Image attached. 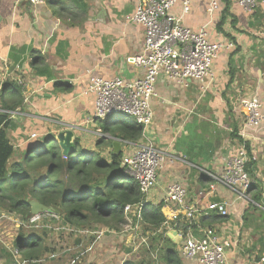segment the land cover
<instances>
[{"label": "crops", "instance_id": "obj_1", "mask_svg": "<svg viewBox=\"0 0 264 264\" xmlns=\"http://www.w3.org/2000/svg\"><path fill=\"white\" fill-rule=\"evenodd\" d=\"M210 1L192 0L189 12L183 14L184 23L195 30L206 27L212 41H234L235 47L219 53L213 63L214 79L205 84L192 80L189 86L180 87L164 76L159 78L152 102L154 121L139 141L152 140L162 149L186 156L190 164L168 162L148 201L160 203L175 180L184 182L190 199L198 200L203 210L210 202L228 201V216L210 213L201 217L204 226L217 228L236 243L227 251L224 264H264V211L246 204L222 185H216L211 192L212 180L198 169L221 173L246 130L249 148L258 157L250 163L254 180L251 193L254 196L260 192L264 200V125L245 127L240 108L241 100L254 94L264 104V0L252 11L231 0L227 12L224 0H219V9L209 12ZM137 3L138 0H47L33 6L28 0H0V108H5V101L14 108L9 110L12 113L8 128L15 149L12 162L24 160L35 140L30 138L34 132L39 134V141L72 129L82 148L102 150L97 144L102 138V124L90 121L95 96L84 93L89 81L87 72L92 70L106 78L119 75L127 80L142 74L140 68L126 62L127 56L141 51L144 42L143 28L130 21ZM172 12L183 13L182 0ZM37 56L40 57L36 59ZM1 58L12 66H22L25 83L18 84L20 92L4 88L7 82L14 81L2 80ZM19 96L22 103L14 104ZM126 149L122 145L121 150ZM110 151L108 147L103 150L107 158ZM162 229L141 237L146 243L144 254L127 255L141 264H169L165 253L170 250L177 251L180 257L177 234ZM90 235L95 236L92 242L88 240ZM81 237L80 248H85L88 241L92 254L97 249L101 252L102 248H111L117 238L97 231ZM135 238L131 235L126 241L135 242ZM110 248L108 255H101L103 262L97 263L105 264L116 257L115 245Z\"/></svg>", "mask_w": 264, "mask_h": 264}, {"label": "built area", "instance_id": "obj_2", "mask_svg": "<svg viewBox=\"0 0 264 264\" xmlns=\"http://www.w3.org/2000/svg\"><path fill=\"white\" fill-rule=\"evenodd\" d=\"M33 6L45 4L47 0H28ZM180 0H138L130 21L139 24L144 30V42L140 52L127 56L126 62L140 68L142 74L127 80L122 76L106 78L92 70L86 95L93 94L94 112L91 120L110 122L118 120V116L131 117L143 126V136L154 121L153 99L159 78L164 76L168 81L180 87H187L192 80L205 84L214 79L213 63L222 50L235 47L234 41H212L206 27L195 30L183 21V14L189 12L192 0H182L183 13L177 15L172 8ZM261 0H237L247 11L256 9ZM219 0H211L209 12L219 9ZM43 53V51H42ZM2 80L24 84L22 66H12L8 60L1 58ZM240 108L245 127L257 128L264 125V104L258 94L243 98ZM0 113H9L0 108ZM39 134L31 133L36 139ZM102 137L111 138L110 133H102ZM242 142L229 156L221 173L208 168L199 167L200 173L212 180L211 192L216 185L229 189L236 197L248 205L264 210V200L256 201L251 193L254 184L248 166L258 157L251 148L250 135L246 130L241 133ZM121 145L127 146L123 154L122 164L125 172L138 182L144 195L143 201L128 204L124 208L126 228L134 231L143 223L145 203L159 180V173L166 164L181 162L190 164L186 156L158 147L152 140L127 141L117 139ZM264 198V189H263ZM162 211L165 217L162 227L169 231L176 230L180 238V256L183 264H224L227 251L236 243L226 239L217 228L204 226L201 222L203 214L215 213L220 216L229 215L228 201L210 202L203 210L196 199H190L187 186L182 180L171 182L162 197ZM38 217L33 218L36 221ZM120 236V235H119Z\"/></svg>", "mask_w": 264, "mask_h": 264}, {"label": "trees", "instance_id": "obj_3", "mask_svg": "<svg viewBox=\"0 0 264 264\" xmlns=\"http://www.w3.org/2000/svg\"><path fill=\"white\" fill-rule=\"evenodd\" d=\"M224 1V11L227 12L231 0ZM8 87L20 92L17 83L7 82L4 88ZM4 103L7 111L14 109L10 101ZM20 103L21 96L15 98L14 104ZM100 122L103 133L111 134V138L102 137L98 140L97 144L102 150H85L77 138L74 153L65 156L59 143L51 136L45 138L46 144L39 150L37 159L32 158L39 147L36 138L24 160L12 162L15 149L8 136L10 114L0 113V208L5 212L25 215L31 212V199H37L51 206V213L64 218L79 233L92 234L104 226L106 234L118 237L116 232L126 223L125 206L139 203L145 198L135 178L125 172L122 164L124 152H115L113 141H139L143 137V126L129 117L113 122L108 119ZM49 142L53 143L49 145ZM107 147L111 149L109 158L103 153ZM76 152L79 154H75ZM38 169L41 170L40 174L34 176ZM248 169L250 172V164ZM60 171H65L64 177L58 176ZM253 198L260 201V192L257 191ZM162 206V200L158 204L149 201L145 203L143 224L146 229L148 226L153 227L154 232L162 229L165 220ZM161 233L164 234L165 230L162 229ZM94 237L90 235L89 242ZM166 239L170 241L168 236ZM81 240L82 237L79 236L76 243ZM16 248L22 254L24 264H41L42 258L47 261L56 252L55 248L47 245L42 236L36 233L19 234ZM165 254L169 264H183L177 251L170 250ZM122 264L141 263L129 258Z\"/></svg>", "mask_w": 264, "mask_h": 264}, {"label": "rangeland", "instance_id": "obj_4", "mask_svg": "<svg viewBox=\"0 0 264 264\" xmlns=\"http://www.w3.org/2000/svg\"><path fill=\"white\" fill-rule=\"evenodd\" d=\"M117 119L123 120L125 119V116H118ZM98 123H100V121ZM51 143L53 142H49L48 144L50 145ZM44 144H46V139L41 138L38 141L39 147L36 148L32 156L34 160L37 159V154ZM78 152L75 154L78 155ZM34 164L36 165V163ZM36 166H38V164ZM38 170L39 171H36L34 176L40 174L41 170ZM64 172L65 171H60L58 176H63ZM48 208L49 210L47 211H40L37 213H32L31 208V212L25 215L5 212L0 208V264H24L22 254L16 248V240L21 233L26 235L31 233L41 235L47 245L56 249V252L52 254L47 261L42 258L41 264H94L97 262H103L101 255H108L109 253L107 252V249H109L110 246L102 248L103 251L101 252L97 249L94 254H92L91 246L88 243L85 248H80V245L83 242L76 243V239L79 236L81 237V234L83 233H79L76 228L67 224L64 218L61 219L60 216L51 213V206H48ZM256 208L260 211H264L259 207ZM36 217H38V219L34 221L33 218ZM126 217L130 216L125 215V218ZM99 228L100 229L97 230V232L106 234V228L104 226ZM125 228L126 223L122 226L119 232H116L120 235L114 240V245L117 249L116 257L105 261V264H122L121 262L124 260L131 259L130 255L142 253L145 249L143 248V245L146 243L142 242L141 237L145 235L152 236V233L154 232L153 227L148 226L146 229V225L143 223L134 231L125 232ZM131 235H133L134 238L136 237L133 240L137 239V241L127 242L126 238ZM114 245L111 246L110 249H113ZM128 253L130 254L129 256L127 255Z\"/></svg>", "mask_w": 264, "mask_h": 264}, {"label": "water", "instance_id": "obj_5", "mask_svg": "<svg viewBox=\"0 0 264 264\" xmlns=\"http://www.w3.org/2000/svg\"><path fill=\"white\" fill-rule=\"evenodd\" d=\"M55 138L56 141L59 143L62 152L65 156H69L70 154L74 153L75 150V132L72 129L61 130L58 132ZM113 147L115 152H121L122 145L121 142L117 139L113 141ZM32 213H37L40 211H47L49 210L48 206L39 202L37 199H31L30 201ZM172 234H176V230H172ZM178 237V236H177ZM180 241V238H177Z\"/></svg>", "mask_w": 264, "mask_h": 264}]
</instances>
